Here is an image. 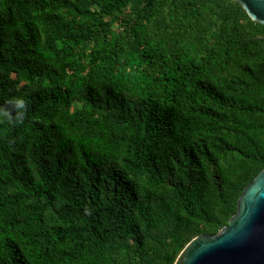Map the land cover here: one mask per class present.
I'll return each mask as SVG.
<instances>
[{"label": "trees", "instance_id": "obj_1", "mask_svg": "<svg viewBox=\"0 0 264 264\" xmlns=\"http://www.w3.org/2000/svg\"><path fill=\"white\" fill-rule=\"evenodd\" d=\"M263 170L236 1L0 0V264H176Z\"/></svg>", "mask_w": 264, "mask_h": 264}, {"label": "water", "instance_id": "obj_2", "mask_svg": "<svg viewBox=\"0 0 264 264\" xmlns=\"http://www.w3.org/2000/svg\"><path fill=\"white\" fill-rule=\"evenodd\" d=\"M264 25V0H234ZM176 264H264V170L245 189L238 212L215 236L192 240Z\"/></svg>", "mask_w": 264, "mask_h": 264}]
</instances>
